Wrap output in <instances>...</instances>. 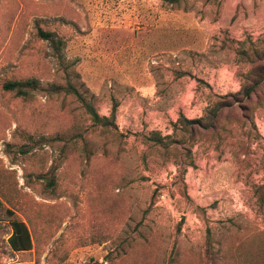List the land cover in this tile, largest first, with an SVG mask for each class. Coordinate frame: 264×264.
Segmentation results:
<instances>
[{
    "label": "rangeland",
    "instance_id": "374dc122",
    "mask_svg": "<svg viewBox=\"0 0 264 264\" xmlns=\"http://www.w3.org/2000/svg\"><path fill=\"white\" fill-rule=\"evenodd\" d=\"M260 38L264 0H0V201L33 238L0 222V264H264V85L236 97ZM28 79L114 126L3 89Z\"/></svg>",
    "mask_w": 264,
    "mask_h": 264
},
{
    "label": "trees",
    "instance_id": "16d2710c",
    "mask_svg": "<svg viewBox=\"0 0 264 264\" xmlns=\"http://www.w3.org/2000/svg\"><path fill=\"white\" fill-rule=\"evenodd\" d=\"M38 34L45 41H49L57 51L61 49L62 41L58 40L54 33L45 32L41 28H38ZM236 53L238 55L239 63H244L246 66L251 67L248 81L245 83L242 91L236 94L237 98L242 95V98L239 99H241V101H245L249 99L258 88L264 85V38L258 39L256 43H254L251 39L239 43V48L236 50ZM3 89L5 91L15 93V95L20 98H30L33 93L38 91H47L48 93L54 95L62 93L65 95H70L76 98L79 103H81L86 113L90 116L94 126L104 129H110L112 126H114L116 109H113L111 117H101L94 105L87 101V99L82 96L79 90L72 83H68L63 86L51 84L47 88H44L36 79L9 80L3 84ZM223 108L224 107L221 102H218L214 105V111L212 112L214 119L218 117L220 111ZM153 136L154 137H152V141L157 144H162L159 134H153ZM28 140L32 143L36 142L31 135L28 136ZM46 143V138H42L41 144ZM33 149L34 146L31 145L21 146L18 149V153L22 155H28ZM7 150L9 152H13L10 145H8ZM42 179L45 178L43 177ZM55 185L54 179L50 182L47 181V186L49 188H54ZM2 221H7L11 227L12 233L9 238V245L12 251L18 253L31 251L33 248V238L28 225L24 221L18 219L14 212L4 208L0 201V222ZM212 244L213 243L211 240H209L206 250L208 257H211L210 255L213 254Z\"/></svg>",
    "mask_w": 264,
    "mask_h": 264
}]
</instances>
